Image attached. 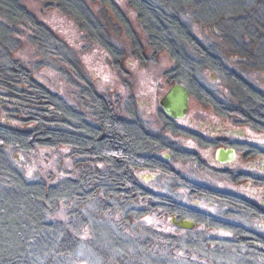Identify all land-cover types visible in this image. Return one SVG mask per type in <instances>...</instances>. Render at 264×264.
<instances>
[{"label": "trees", "instance_id": "obj_1", "mask_svg": "<svg viewBox=\"0 0 264 264\" xmlns=\"http://www.w3.org/2000/svg\"><path fill=\"white\" fill-rule=\"evenodd\" d=\"M43 1L86 24L92 39L100 46L104 43L105 32L100 30L108 27L109 19L102 11L93 14L86 0ZM128 1L148 46L172 56L171 74L197 89L198 67L207 65L232 82L234 96L251 121L264 114V92L232 71L215 47L197 39L191 23L216 26L235 54L264 63V0ZM102 2L114 5L126 30L135 34L116 1ZM21 35L33 37L40 54L73 61L71 48L19 0H0V88L13 105L3 108L9 120L23 125L0 121V264H78L82 236L89 229L86 245L112 264H162L159 259L176 264L177 256L187 264H200L202 259L211 264H264L253 244L257 237L243 228H228V240H205V235L188 230L179 236L170 221L174 196L146 191L132 173L149 164L165 168L148 155L149 137L141 121L120 117L103 95L84 99L78 94L75 105H68L12 57V45L17 46ZM203 91L211 103L222 106ZM63 147L67 153H62ZM43 148L59 154L58 172L31 180L12 153ZM145 216L163 219L165 225H146ZM215 227L219 225L210 222L206 230Z\"/></svg>", "mask_w": 264, "mask_h": 264}, {"label": "rangeland", "instance_id": "obj_2", "mask_svg": "<svg viewBox=\"0 0 264 264\" xmlns=\"http://www.w3.org/2000/svg\"><path fill=\"white\" fill-rule=\"evenodd\" d=\"M19 1L39 22L46 25L56 37L66 43L72 52L73 61L71 63L59 57L44 56L38 52L33 37L21 35L17 46L12 45V57L20 60L21 64L32 72L33 78L52 93L61 96L71 106L75 105L76 99L79 97L78 94L84 99H88L91 94L98 93L110 98L117 113L122 118L130 116L133 112L136 115L141 114L148 120L155 117L154 109L159 107L160 98L170 86L168 73L174 65V60L167 50L155 51L148 46L145 31L128 0L111 1L117 2V6L121 8L122 14L129 21V25L135 34L126 30L127 27L114 11V5L103 3V0H86L88 8L93 14L102 11L103 17L109 19L107 25L110 28L100 30L105 32L104 43L101 42V46L98 41L92 39L91 30L86 28V24H81L75 17L62 13L55 3L43 0ZM191 23L197 39L215 47L224 63L232 71L256 89L264 92V63L248 62L235 54L221 38L220 31L216 26L206 25L198 21H191ZM117 60L119 61L115 63ZM203 73L207 82L212 84L210 87L218 100H224L225 104L227 103L229 106L240 105V99L233 94L234 88L231 82L219 79L214 71L208 69H204ZM4 93V89L0 88V121L18 128L22 127L23 125L9 120L3 107L12 109L13 105L8 101V97L4 96ZM132 95L134 96L132 102H129V97ZM197 107L206 108L210 106L201 105L197 98L194 100L193 108L196 109ZM47 109L50 110L51 108L47 107ZM63 150V154L67 153L68 148L63 147ZM12 157L15 159L16 165L31 180L45 179L51 174L55 176L58 172L57 165L60 156L48 148L32 151L29 154L14 151ZM170 163L173 166L172 158H170ZM63 164L67 165L65 161ZM170 177L168 176L167 180L171 182ZM160 180L161 178H159ZM158 183L153 182L148 187L153 189L155 185L159 186ZM166 190L169 192H164ZM160 191L174 196V191L168 188L161 186ZM183 198L191 203V199L185 196ZM208 202V200L204 201V207L214 210V207ZM86 213L89 214V211L86 210ZM143 221L146 225H165L163 219H153L148 216H145ZM138 228V232L141 233L142 225ZM167 228L169 227L165 229L168 230ZM107 230L109 229L107 228ZM85 232L82 236L84 244L79 252L81 259L78 264H112L110 261L102 260L88 244L86 245L91 230ZM211 232L212 230L208 231V234ZM215 232L219 234L220 231ZM179 233L182 234L183 232H178V235L181 236ZM113 234L115 237L114 230ZM182 258L177 256L176 264H187L181 262ZM159 260L162 264L165 262L163 259ZM199 263L211 264V260L202 259Z\"/></svg>", "mask_w": 264, "mask_h": 264}, {"label": "flooded vegetation", "instance_id": "obj_3", "mask_svg": "<svg viewBox=\"0 0 264 264\" xmlns=\"http://www.w3.org/2000/svg\"><path fill=\"white\" fill-rule=\"evenodd\" d=\"M174 66L175 63L168 73L170 86L160 98L159 107L154 109L155 117L148 120L135 112L124 117L131 122L141 121L139 126L144 129L145 137H149L148 155L166 169L151 164L130 169L146 191L168 195L164 193L168 190L160 191L161 186L174 191L173 216L196 223L190 230L176 226L180 231L201 233L206 236L205 240H228L232 237L228 228H243L257 237L253 244L258 255L264 257V114L256 115L251 121L241 103L229 106L219 100L222 106L215 107L209 97L203 95L206 90L211 97H217L210 87L212 84L203 75L204 69L213 70L207 65L198 67L196 83L199 87L195 89L171 74ZM217 77L226 80L218 74ZM175 84H183L190 91L189 109L184 118H172L162 108L163 97ZM133 97H129V102ZM197 98L201 105L210 107L193 108ZM231 149L235 151L234 156L219 155L221 150L226 153ZM170 158L174 161L173 166ZM168 176H171V182L167 180ZM153 182L159 186L150 189L148 185ZM184 196L191 199V203ZM205 200L214 210L204 207ZM210 222L219 227L208 234L206 226ZM217 230L219 234L214 233Z\"/></svg>", "mask_w": 264, "mask_h": 264}, {"label": "water", "instance_id": "obj_4", "mask_svg": "<svg viewBox=\"0 0 264 264\" xmlns=\"http://www.w3.org/2000/svg\"><path fill=\"white\" fill-rule=\"evenodd\" d=\"M162 108L165 113L172 118H184L189 109L190 104V91L183 84H175L170 87L168 92L162 99ZM220 151L219 155L234 156L235 151L231 149L226 153ZM168 157V155H167ZM221 158V157H220ZM170 221L173 225L182 228V229H193L196 223L190 219H177L176 216H173Z\"/></svg>", "mask_w": 264, "mask_h": 264}]
</instances>
